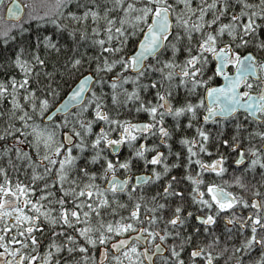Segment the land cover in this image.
<instances>
[{
	"label": "snow or ice",
	"instance_id": "obj_1",
	"mask_svg": "<svg viewBox=\"0 0 264 264\" xmlns=\"http://www.w3.org/2000/svg\"><path fill=\"white\" fill-rule=\"evenodd\" d=\"M24 8L54 29L0 27V264H264V0Z\"/></svg>",
	"mask_w": 264,
	"mask_h": 264
},
{
	"label": "flooded vegetation",
	"instance_id": "obj_2",
	"mask_svg": "<svg viewBox=\"0 0 264 264\" xmlns=\"http://www.w3.org/2000/svg\"><path fill=\"white\" fill-rule=\"evenodd\" d=\"M10 2L11 0H3V3H0V27L4 26L5 22L9 25L12 24L13 22H19V23H22L23 25L26 24L28 22L27 14L29 10L27 8H24L21 11V16L24 17V19L20 21H14L12 18L8 17V14H7V4ZM38 2L39 0H17V3L22 4V5L28 4V3H38ZM225 178L228 179L230 177L226 175ZM236 190H239V189H236ZM231 243L232 242L230 241L229 244ZM221 247H223V245H221ZM230 252H231V247H229L227 252H225L221 257H218L216 259V264H231V261L228 260V254Z\"/></svg>",
	"mask_w": 264,
	"mask_h": 264
},
{
	"label": "trees",
	"instance_id": "obj_3",
	"mask_svg": "<svg viewBox=\"0 0 264 264\" xmlns=\"http://www.w3.org/2000/svg\"><path fill=\"white\" fill-rule=\"evenodd\" d=\"M194 2H195V0H194ZM257 2H258V0H257ZM208 15L210 16L211 13H209ZM23 26L25 28H28L29 32H31V33H34L38 26L40 27L41 31L47 30V31L51 32L54 29V26H52L51 24L38 25L37 21H35V20H28V22L26 24H24ZM25 35L27 36L28 33H25ZM0 78H6L4 76V72L3 71H0ZM7 107H9L7 99H5L4 101L0 102V112H4ZM137 119H146V115L145 114H141L139 117H137ZM24 147L27 148V145H24ZM11 175H13V177H14L16 174L15 173H11ZM21 179H24V177L21 176ZM36 195H39V192H37ZM46 242L47 241H45V243ZM42 250H43V245H42L41 251ZM96 258H97V260H99L98 251L96 253Z\"/></svg>",
	"mask_w": 264,
	"mask_h": 264
},
{
	"label": "water",
	"instance_id": "obj_4",
	"mask_svg": "<svg viewBox=\"0 0 264 264\" xmlns=\"http://www.w3.org/2000/svg\"><path fill=\"white\" fill-rule=\"evenodd\" d=\"M222 82V81H221Z\"/></svg>",
	"mask_w": 264,
	"mask_h": 264
}]
</instances>
